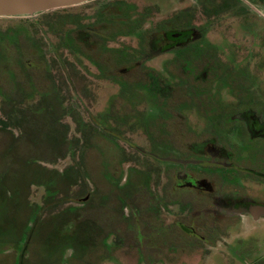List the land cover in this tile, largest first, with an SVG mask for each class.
<instances>
[{"label":"flooded vegetation","instance_id":"flooded-vegetation-1","mask_svg":"<svg viewBox=\"0 0 264 264\" xmlns=\"http://www.w3.org/2000/svg\"><path fill=\"white\" fill-rule=\"evenodd\" d=\"M75 6L1 27L0 151L79 178L70 201L30 185L2 213L109 263L216 248L215 264H264V0Z\"/></svg>","mask_w":264,"mask_h":264},{"label":"rangeland","instance_id":"rangeland-1","mask_svg":"<svg viewBox=\"0 0 264 264\" xmlns=\"http://www.w3.org/2000/svg\"><path fill=\"white\" fill-rule=\"evenodd\" d=\"M145 4L156 5L161 11H168L171 9L180 8L183 0H141ZM187 1V0H186ZM76 7V6H75ZM75 7H68L66 10L72 11ZM37 14L30 16L17 17H0V30L3 25H8L12 19L18 20L19 17L34 18ZM7 21V22H5ZM5 25V26H6ZM258 64V86L264 90V66L259 65L263 60H257ZM72 127V126H71ZM40 151V147H38ZM50 157L48 156V159ZM68 163V159L59 161L54 167L62 168ZM35 193L31 198L35 201H40L42 194L41 188H34ZM12 206H7L6 214L2 213L4 209L0 208V264H115L110 263L102 258H98L97 254L91 252L78 251L74 254L70 253L69 248L63 254L60 249L48 245V242L54 239V235H50L47 229L34 231L35 228L30 229L25 226L23 216L15 218V214L9 211ZM19 213H22V208ZM250 229L257 237H264V227H255L249 224ZM25 228V229H24ZM25 230V231H24ZM22 234V235H21ZM21 235V238H20ZM53 236V237H52ZM264 246V244H263ZM216 248L210 249V253L204 258L201 257V252L198 249L187 251L182 249H175L167 264H215L214 252ZM51 260V261H49ZM120 264H137V259L127 258L121 259ZM213 260V262H212ZM54 261V262H53Z\"/></svg>","mask_w":264,"mask_h":264},{"label":"trees","instance_id":"trees-1","mask_svg":"<svg viewBox=\"0 0 264 264\" xmlns=\"http://www.w3.org/2000/svg\"><path fill=\"white\" fill-rule=\"evenodd\" d=\"M64 9L66 8L55 10ZM0 124L2 128H8L11 125L8 114H4V119H0ZM32 131L34 137H41V133L45 130L38 128L32 129ZM21 132L25 131L22 129ZM56 134V130L48 129V140H52ZM50 146L54 147L55 145ZM29 148L31 149L28 145L15 146L14 149L11 146H5L0 151V202L11 201V198L8 199L6 196L8 192L14 196V200H17L21 191L30 185L45 186L47 200L54 199L65 202L72 200H68V198L73 196V189L79 182L74 162H70L63 172H58L56 169L44 167L35 160H24L19 157L21 153H25V150L29 151Z\"/></svg>","mask_w":264,"mask_h":264},{"label":"water","instance_id":"water-1","mask_svg":"<svg viewBox=\"0 0 264 264\" xmlns=\"http://www.w3.org/2000/svg\"><path fill=\"white\" fill-rule=\"evenodd\" d=\"M88 1L91 0H0V17L30 16Z\"/></svg>","mask_w":264,"mask_h":264}]
</instances>
